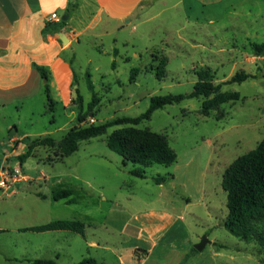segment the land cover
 I'll use <instances>...</instances> for the list:
<instances>
[{
	"label": "rangeland",
	"instance_id": "obj_1",
	"mask_svg": "<svg viewBox=\"0 0 264 264\" xmlns=\"http://www.w3.org/2000/svg\"><path fill=\"white\" fill-rule=\"evenodd\" d=\"M173 4L148 5L146 15H135L119 30L113 23L107 24L105 30L97 27L66 54L77 76L74 88L82 96L83 113L92 99L88 72L101 98L95 114L84 124L77 122V106L68 107L69 96L65 97L66 104L52 111L44 88L0 108V145L6 144V150H0V264H27L21 260L22 255L32 258L15 241L16 230L26 226L20 216L36 204L51 208V222L78 218L87 226V240L101 244L102 248L91 249L81 236H76L80 246L61 253L59 264H77L86 258L102 264H139L137 256L143 253L136 248L140 242L136 236L124 233L123 227L130 219L143 221L146 211L162 208L161 199L174 194L177 198L168 207L178 213L185 210L184 230L193 240L192 247L204 237L211 243L198 253L200 259H208L215 242L227 246L226 253H232L237 245L255 248L240 242L223 226L228 208L222 179L226 167L264 140V58L256 57L252 51L253 43H264V0L243 5L235 0L221 4L207 0L205 7L189 1L191 9L186 10L184 5L173 8ZM163 58L168 59V64L164 79L159 80L156 73ZM203 67L216 74V83L228 81L241 71L257 79L223 87L222 92L239 93L241 98L222 106L225 117L220 121L216 112L209 117L200 114L204 99H188L155 112L151 120L136 126L168 137L178 155L172 166L154 165L144 169L146 179L134 177L131 172L143 168L131 163L125 166L107 146V138L114 130L130 125L81 141L78 152L63 162L50 164L60 154V141L74 126L83 128L120 117H139L147 112L154 96L191 94L198 80L195 71ZM133 69H138L139 74L131 82ZM24 136L32 140L52 137L58 144L54 148H37L22 164L21 157L28 147L11 140ZM19 166L26 180L14 183L9 178ZM158 178L165 179L162 186L157 184ZM19 183H23V195L16 199L12 190ZM62 189L74 191L76 204L71 213L58 206L64 202L57 204L52 197ZM36 190L47 195V200H40ZM17 204H22V209ZM51 237L48 241L53 245ZM51 256L47 254L46 258L56 259ZM239 257L235 264H264V257L258 255ZM8 258L19 261L9 262ZM158 259L155 255L149 264Z\"/></svg>",
	"mask_w": 264,
	"mask_h": 264
},
{
	"label": "crops",
	"instance_id": "obj_2",
	"mask_svg": "<svg viewBox=\"0 0 264 264\" xmlns=\"http://www.w3.org/2000/svg\"><path fill=\"white\" fill-rule=\"evenodd\" d=\"M170 1L174 3L173 8L184 5L183 9L185 10L191 9L189 1H196L203 7L207 3V0H0V108L27 99L43 88L45 91L47 84L54 101V108L57 105L66 104V96H69L68 107H75L74 101L77 98V92L74 86L77 76L69 65L71 59L66 56L73 45L80 44L84 35L93 32L97 27H102L105 30L107 24L113 23L115 29L119 30L123 22L131 23L135 15H146L148 5L167 7ZM215 1L216 4H221L227 0ZM235 1L240 5L245 2L249 4L255 2V0ZM66 15L68 16L67 22L62 21L64 24L59 25L60 22L57 19L62 20ZM48 24H52L58 32L43 34V30ZM60 32L65 33L69 39L67 46L56 37ZM34 64L46 69L48 80L42 79L34 69ZM27 137H14L11 142L13 144L24 143L23 141ZM0 146L1 151L6 150V144ZM15 152L17 150H13L12 153ZM37 179L39 182L42 180L41 178ZM45 181L47 180L45 179ZM22 184H17L16 188L12 190L13 197L16 199L23 195ZM35 193L40 200H47V195L43 194L41 190H36ZM175 198L177 195L174 194L163 201L161 199L160 203L163 204V207H152L146 211L143 221L140 222L138 218H135L125 223L123 232L136 236L140 242L136 248V251L143 253L137 256L139 264H149L155 255L159 259L154 264H182L187 257L189 258L184 264H235L241 259L239 255H258L255 244H248L255 246L252 250L237 245L232 253H226L227 246L215 242L214 250L211 251L208 259H200L201 255L198 253L201 252L197 250L196 253L193 252V240L188 231L184 230L183 215L185 210L178 213L174 207L173 209L168 207ZM59 202H64V205L58 206H64L66 213L74 211L72 206L76 204L75 200L73 203L69 200L56 201L57 204H60ZM17 208L22 209V204H17ZM50 213L49 206L44 207L36 204L27 208L25 214L20 216L21 220H26L24 222L26 226L16 230L15 245L21 246L26 254L32 257L25 258L22 255L23 262L29 264V262L44 259L54 260L58 263L61 253L72 251L75 246H80L76 236L81 235L73 232L39 233L30 230L57 222H51ZM63 221L80 222L81 220L74 217L64 218ZM50 233L53 235H47ZM87 235L86 226V235L85 237L81 236L85 240L86 246L91 249L102 248L101 244H97V242H89ZM50 236L54 239L53 245L48 241ZM47 254L52 255L51 257L55 256L56 259L46 258ZM8 261L17 262L19 259L8 258ZM97 262L102 264V262Z\"/></svg>",
	"mask_w": 264,
	"mask_h": 264
},
{
	"label": "trees",
	"instance_id": "obj_3",
	"mask_svg": "<svg viewBox=\"0 0 264 264\" xmlns=\"http://www.w3.org/2000/svg\"><path fill=\"white\" fill-rule=\"evenodd\" d=\"M72 10V8H70ZM64 24L62 21L59 25ZM52 24H48L43 30V34L58 32ZM252 51L256 57L264 58V43L252 44ZM115 54L117 52L115 51ZM168 59L163 58L157 68L156 77L159 80L164 79ZM113 68L116 64L113 63ZM34 69L41 75L43 80H48V74L44 67L33 65ZM139 74L138 69L131 71V82L136 80ZM197 82L194 91L191 94L165 96H154L150 99V106L147 112L139 117H120L106 123H99L80 128L74 126L60 141V154L56 160L50 162L51 165L63 162L65 158L78 152V146L81 141L104 136L109 129L130 125V127L118 128L107 138L109 150L118 154L124 165L131 163L140 166L143 169H135L131 174L140 179H146L144 169L151 168L154 165L170 167L177 162L178 155L171 147L169 139L163 134L152 132L149 129H138L143 121L151 120L155 112L163 110L168 106L180 104L188 99H204L200 114L209 117L212 112L217 113L216 119L220 121L225 117L222 106L229 102L240 100L239 93H224V86L232 84H242L249 79H257L244 71L238 72L228 81L216 83V74L207 67L195 71ZM92 75L87 73V84L89 91L92 93L91 102L87 105L86 113H83V99L79 92L74 104L78 108V124H84L91 114H95L97 107L101 103V98L95 91L92 83ZM45 94L48 99L49 107L54 111V101L51 97L48 84L45 86ZM28 151L21 157L22 164L32 156L37 148L48 147L54 148L58 141L52 137L32 140L27 137L23 141ZM158 185L165 183L164 178L156 179ZM222 188L227 193L228 216L223 223L225 229L246 244H255L257 254L264 257V140L248 154L236 159L225 170L222 179ZM74 191L72 189H63L53 194L55 201L69 200L73 203L72 198ZM42 198L45 196L39 195ZM30 230L35 232H54L68 231L85 237L86 225L82 222L57 221L34 227ZM2 233V231H0ZM193 252L197 251L193 249ZM189 257L185 259L188 260ZM184 262L182 264H184ZM29 264H58L54 260H35ZM77 264H99L93 258H86Z\"/></svg>",
	"mask_w": 264,
	"mask_h": 264
},
{
	"label": "water",
	"instance_id": "obj_4",
	"mask_svg": "<svg viewBox=\"0 0 264 264\" xmlns=\"http://www.w3.org/2000/svg\"><path fill=\"white\" fill-rule=\"evenodd\" d=\"M68 20V16L66 15L65 17H63L62 21L63 22H67ZM56 37L62 41V43L67 46L69 44V39L67 37V35L63 32H60L56 35ZM210 243L209 239L207 237H204L200 243H198L197 245H195L194 249L202 252L205 247Z\"/></svg>",
	"mask_w": 264,
	"mask_h": 264
},
{
	"label": "built area",
	"instance_id": "obj_5",
	"mask_svg": "<svg viewBox=\"0 0 264 264\" xmlns=\"http://www.w3.org/2000/svg\"><path fill=\"white\" fill-rule=\"evenodd\" d=\"M57 21L61 22L62 20L61 19H57ZM14 172H15L14 175L11 178H9L12 182L18 183V182L26 180V177H24L22 175V171H21L20 166H19V168H16Z\"/></svg>",
	"mask_w": 264,
	"mask_h": 264
}]
</instances>
